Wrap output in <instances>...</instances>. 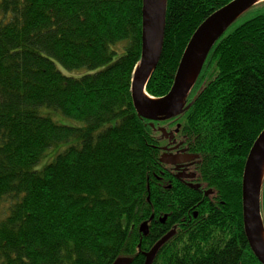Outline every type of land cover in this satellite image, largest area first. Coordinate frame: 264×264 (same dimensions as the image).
<instances>
[{"label":"trees","instance_id":"trees-1","mask_svg":"<svg viewBox=\"0 0 264 264\" xmlns=\"http://www.w3.org/2000/svg\"><path fill=\"white\" fill-rule=\"evenodd\" d=\"M230 1L167 0L146 95H166L189 37ZM141 7L0 0V264H112L124 256L144 264L143 253L183 216L188 226L173 231L151 264H259L242 229L240 185L264 129V0L212 46L182 114L161 122L136 116L130 95ZM55 65L102 69L69 77ZM54 112L81 125H59ZM172 142L197 156L192 190L160 163ZM55 147L62 150L37 169ZM260 196L264 228V179Z\"/></svg>","mask_w":264,"mask_h":264},{"label":"water","instance_id":"water-1","mask_svg":"<svg viewBox=\"0 0 264 264\" xmlns=\"http://www.w3.org/2000/svg\"><path fill=\"white\" fill-rule=\"evenodd\" d=\"M262 1L231 0L210 13L189 37V42L179 59L170 90L160 99H155L146 95L145 87L162 53L167 0H142L141 54L135 69L131 72L130 79V95L136 116L148 122H161L181 115L186 98L196 83L212 46L231 24L241 17V14ZM159 132L167 137L165 129L161 128ZM253 143L247 153L241 175V218L248 248L259 264H264V228L260 207L264 179V129L260 131ZM160 158V163L166 165L182 164L194 159L187 154L178 156L167 153H163ZM147 224L144 221L139 226V232L143 236L147 235ZM173 234L172 231L167 233L155 242L150 250L143 253L144 264L153 262L158 249ZM131 261L130 257L124 256L117 258L112 264H130Z\"/></svg>","mask_w":264,"mask_h":264},{"label":"flooded vegetation","instance_id":"flooded-vegetation-1","mask_svg":"<svg viewBox=\"0 0 264 264\" xmlns=\"http://www.w3.org/2000/svg\"><path fill=\"white\" fill-rule=\"evenodd\" d=\"M179 128V127H178ZM167 134V133H166ZM170 135H168L167 134V137H165V136H163V137H165V138H168ZM172 138H173V136L171 137L170 136V138L169 139H171L172 140ZM174 142H172L171 143V146H169V148H164L163 150H162V154L163 153H167V154H172V155H178V156H181V155H183V154H187V155H189V156H192V157H194V159L193 160H191L190 162H184V163H182V164H173V165H167V167H169V168H171L172 169V171H173V173H174V176L179 180V182L181 183L180 184V189H187V190H192V189H194L193 188V186H195V185H193L192 184V182L194 181V175L192 174V172H191V170L193 169V164H194V161H195V159H197V156H193V155H191V154H189L188 152H187V148H185V147H183V148H180V146H178L177 144H173ZM162 156V155H161ZM160 156V157H161ZM191 183V184H190ZM173 187H172V185H168L167 187H166V189L167 190H171L172 191V194L171 195H168V196H170L171 198L170 199H175V196H176V194H177V192L176 191H174V189H172ZM174 191V192H173ZM207 194H209V191H206V193H203V197H207ZM161 198V200H167V201H170V200H168L166 197L165 198H162V197H160ZM200 204V203H199ZM180 213H182L183 214V211L181 210L180 211ZM179 214H177V216H178ZM196 213L194 212L193 213V219H196ZM184 217V216H183ZM183 217H181L180 219H179V221H181L182 223L181 224H179V223H177V221L172 225V232L174 231V230H176V228L178 227V226H180V227H187L188 225H186L185 223H184V218ZM167 219H168V215L167 214H165V216H163L162 218H160L158 221L163 225V224H165V221H167ZM171 219V218H170ZM173 219H175V218H173ZM162 220V221H161ZM173 221V220H172ZM174 222V221H173ZM147 229H148V226H147ZM170 231V232H171ZM175 233V232H174ZM174 235V234H173ZM172 235V236H173ZM171 236V237H172Z\"/></svg>","mask_w":264,"mask_h":264},{"label":"rangeland","instance_id":"rangeland-1","mask_svg":"<svg viewBox=\"0 0 264 264\" xmlns=\"http://www.w3.org/2000/svg\"><path fill=\"white\" fill-rule=\"evenodd\" d=\"M55 66L60 70V72L62 74L69 76V77H80L84 74L94 73L95 71L102 69V68H98V69H94V70H88V69L84 68V69H80V70L68 71V70H65L63 67H60L59 65H55ZM50 117L52 118V120H54L56 123H58L59 125H62V126L66 125V126H70V127H76V126L81 125L76 120L74 121V120L69 119L67 117H63L59 112L52 113L50 115ZM61 150H62L61 148L55 147V149L47 151L46 156L39 162V164L37 165L36 168L37 169L43 168L45 166V164L50 162L55 157V155L58 154Z\"/></svg>","mask_w":264,"mask_h":264},{"label":"bare ground","instance_id":"bare-ground-1","mask_svg":"<svg viewBox=\"0 0 264 264\" xmlns=\"http://www.w3.org/2000/svg\"><path fill=\"white\" fill-rule=\"evenodd\" d=\"M134 69H135V67H134ZM134 69H133V70H134ZM133 70H132V71H133ZM263 239H264V237H263Z\"/></svg>","mask_w":264,"mask_h":264}]
</instances>
